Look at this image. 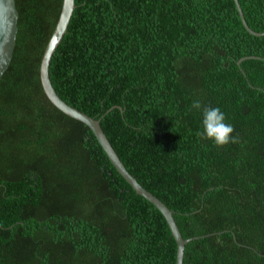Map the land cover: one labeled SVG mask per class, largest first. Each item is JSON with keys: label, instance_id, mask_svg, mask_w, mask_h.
<instances>
[{"label": "trees", "instance_id": "1", "mask_svg": "<svg viewBox=\"0 0 264 264\" xmlns=\"http://www.w3.org/2000/svg\"><path fill=\"white\" fill-rule=\"evenodd\" d=\"M238 3L264 32V0ZM61 5L15 0L0 80V264H175L160 212L43 92L40 61ZM246 56L264 58V35L246 32L233 0H75L49 64L57 95L101 119L182 237L207 235L185 246L182 264H264V61L238 67ZM195 100L220 108L236 143L196 135Z\"/></svg>", "mask_w": 264, "mask_h": 264}, {"label": "water", "instance_id": "2", "mask_svg": "<svg viewBox=\"0 0 264 264\" xmlns=\"http://www.w3.org/2000/svg\"><path fill=\"white\" fill-rule=\"evenodd\" d=\"M233 3L238 13L239 20L246 32L252 36H263L264 32H255L247 25L238 0H233ZM74 9L75 0H62L61 10L57 23L46 44L45 50L40 61L39 77L43 92L47 99L50 101V103L56 109H58L66 116L81 122L90 129L98 144L105 153L106 157L108 158L109 162L117 171V173L122 177V179L131 187V189L135 192L136 195L144 198L160 212V214L165 219L166 224L176 244L175 264H182L185 246L191 241L205 238L207 235L184 239L173 218V212L156 196H154L151 192L141 186L137 182V180L126 170L125 166L114 151L112 145L108 141L106 135L104 134L100 126L101 119H94L66 104L57 95L56 91L54 90L51 84L49 77V64L56 48L58 47L59 43L61 42L63 36L66 33ZM17 19L18 12L16 10L15 0H0V80L5 71L8 69L12 60L18 31ZM248 59H257L264 61V58L256 56H246L240 58L236 62L237 66L240 67L241 62ZM113 108L118 107H112L109 110H112Z\"/></svg>", "mask_w": 264, "mask_h": 264}, {"label": "clouds", "instance_id": "3", "mask_svg": "<svg viewBox=\"0 0 264 264\" xmlns=\"http://www.w3.org/2000/svg\"><path fill=\"white\" fill-rule=\"evenodd\" d=\"M191 107L195 110H202V130L196 133L201 140L211 141L218 148L237 142V138L232 135L234 128L225 122L226 116L220 108L202 106L200 100L193 101Z\"/></svg>", "mask_w": 264, "mask_h": 264}]
</instances>
